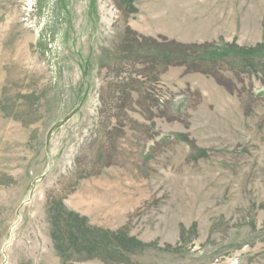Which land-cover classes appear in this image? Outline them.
Returning <instances> with one entry per match:
<instances>
[{
  "label": "rangeland",
  "instance_id": "obj_1",
  "mask_svg": "<svg viewBox=\"0 0 264 264\" xmlns=\"http://www.w3.org/2000/svg\"><path fill=\"white\" fill-rule=\"evenodd\" d=\"M0 264H264V0H0Z\"/></svg>",
  "mask_w": 264,
  "mask_h": 264
},
{
  "label": "water",
  "instance_id": "obj_2",
  "mask_svg": "<svg viewBox=\"0 0 264 264\" xmlns=\"http://www.w3.org/2000/svg\"><path fill=\"white\" fill-rule=\"evenodd\" d=\"M52 130V129H51ZM49 143V141H47V144ZM50 169V168H49ZM48 173L45 172L44 174H42L39 178H36V180L34 181V185L36 183V181L40 180V179H43ZM33 191L31 192V195H32Z\"/></svg>",
  "mask_w": 264,
  "mask_h": 264
}]
</instances>
